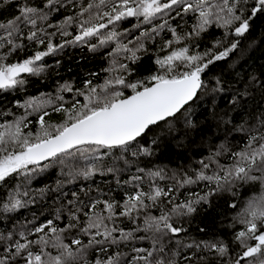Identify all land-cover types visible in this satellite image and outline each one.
I'll return each mask as SVG.
<instances>
[{"label":"snow or ice","instance_id":"6c2138e0","mask_svg":"<svg viewBox=\"0 0 264 264\" xmlns=\"http://www.w3.org/2000/svg\"><path fill=\"white\" fill-rule=\"evenodd\" d=\"M0 264H264V0H0Z\"/></svg>","mask_w":264,"mask_h":264},{"label":"trees","instance_id":"16d2710c","mask_svg":"<svg viewBox=\"0 0 264 264\" xmlns=\"http://www.w3.org/2000/svg\"><path fill=\"white\" fill-rule=\"evenodd\" d=\"M69 54H72L73 57H74V59H75L76 56L78 55V50H77V53L76 54H73L72 50L70 49L69 50ZM65 60L67 62V57H65ZM82 63H84V62H82ZM67 66H70V67L73 68V73L79 72V67L77 65H75V64H68ZM84 66L87 67V66H90V65L84 64ZM26 215H27V213H26Z\"/></svg>","mask_w":264,"mask_h":264}]
</instances>
